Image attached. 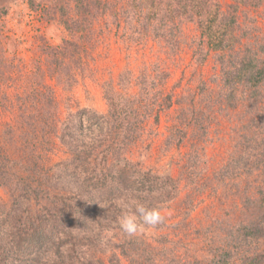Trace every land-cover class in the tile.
I'll return each mask as SVG.
<instances>
[{
    "label": "rangeland",
    "instance_id": "rangeland-1",
    "mask_svg": "<svg viewBox=\"0 0 264 264\" xmlns=\"http://www.w3.org/2000/svg\"><path fill=\"white\" fill-rule=\"evenodd\" d=\"M27 1L0 0V46L5 45L0 50V161L11 171L13 165L19 174H25L28 147L18 136L28 128L22 120L24 114L26 122H36L37 136L50 146L45 149L38 144L42 149H36L35 164L50 167L67 158V147L60 144L53 128L58 129L79 108L106 113L104 90L109 86L120 96L148 102L143 104L148 114L142 119L140 136L124 154L141 168L174 178L178 192L159 206L165 216L162 224L135 236L117 228L103 240L137 238L132 250L127 244L130 255L119 254L122 264L208 261L210 250L228 241L230 247L231 234L239 233L237 225L246 208L243 200L258 196L259 174L219 176L220 168L252 133L245 127L249 122L247 103L232 107L225 97L219 102L220 65L216 53L207 51L196 21L179 25V43L171 48L151 34L157 20L147 21L144 11L118 17L121 9L117 5V16L107 11L91 17V37L81 52V67L72 61L62 68L47 63L40 36L55 45L61 36L73 32L57 22L67 16L75 28L73 1L69 0L70 9L63 17L54 6L58 0H35L32 9ZM209 1L218 3L225 13L236 12L241 39L235 51L244 46L255 49L264 40V0ZM67 68H71L69 72ZM35 83L39 94L31 92ZM144 86L148 94L140 97ZM179 129L185 130L184 137L175 131ZM0 201H10L3 187ZM255 246L264 249V237ZM109 253H96V261L117 264L108 260Z\"/></svg>",
    "mask_w": 264,
    "mask_h": 264
},
{
    "label": "trees",
    "instance_id": "trees-1",
    "mask_svg": "<svg viewBox=\"0 0 264 264\" xmlns=\"http://www.w3.org/2000/svg\"><path fill=\"white\" fill-rule=\"evenodd\" d=\"M72 1L75 28L67 16L57 22L76 35L69 31V36H61L55 45L40 36L47 63L55 67L65 68L72 61L81 67V52L91 37V17L97 14L110 11L119 17L129 11H144L147 21L157 20L151 34L171 48L179 43V25L186 20L196 21L207 51L216 53L220 65L219 102L223 103L225 97L232 107L247 103L249 122L245 127L252 133L251 137L243 136V148L220 168L219 176L237 178L258 173L260 184L257 197L246 196L243 200L246 208L237 225L239 233L231 234L230 247L229 241L225 242L210 250L208 261L193 259L188 264H264V249L255 246L264 237V40L255 49L244 46L235 51L241 39L236 12L225 13L218 3L209 0ZM27 2L30 9L35 8V0ZM117 5L121 10L115 15ZM54 6L61 17L70 9L69 0H58ZM51 18L55 19L54 13ZM4 49L5 45L0 46ZM33 91L40 93L36 83ZM104 91L106 113L79 108L69 113L58 129L53 128L60 144L67 147L68 156L50 167L35 164L36 149L41 148L38 144L45 149L50 146L37 136L40 131L36 122H26L23 115L28 128L18 136L28 147L25 174H19L13 165L11 171L0 161V187L10 197L9 202L0 201V264H101L95 259L96 253L108 252L110 262L122 264L119 254L130 255L127 244L132 250L137 238L103 240L106 233L120 228L117 218L124 209L118 202L123 200L133 208L136 203L159 208L178 192L174 178L141 168L124 154L140 136L142 119L148 114L143 104L148 102L120 96L109 86ZM147 94L148 87L144 86L140 97ZM164 104L168 106L169 102L164 100ZM175 131L180 137L186 134L183 129Z\"/></svg>",
    "mask_w": 264,
    "mask_h": 264
},
{
    "label": "clouds",
    "instance_id": "clouds-1",
    "mask_svg": "<svg viewBox=\"0 0 264 264\" xmlns=\"http://www.w3.org/2000/svg\"><path fill=\"white\" fill-rule=\"evenodd\" d=\"M118 203L124 210L117 221L120 229L127 236L141 234L146 228H155L165 220V216L157 207H148L142 203H136L133 208L123 200Z\"/></svg>",
    "mask_w": 264,
    "mask_h": 264
}]
</instances>
